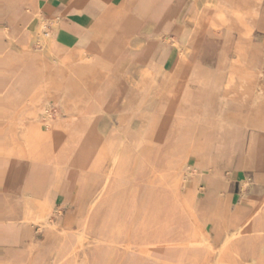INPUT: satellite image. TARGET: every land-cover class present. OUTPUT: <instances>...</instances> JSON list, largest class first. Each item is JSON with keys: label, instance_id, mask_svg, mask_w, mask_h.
Returning <instances> with one entry per match:
<instances>
[{"label": "bare ground", "instance_id": "6f19581e", "mask_svg": "<svg viewBox=\"0 0 264 264\" xmlns=\"http://www.w3.org/2000/svg\"><path fill=\"white\" fill-rule=\"evenodd\" d=\"M1 1L6 3L7 11L2 32L6 44L0 45V54L10 52L24 58L28 77L24 89L26 100L21 99L15 113L0 118V264H95L87 252V247L91 242L102 244L104 241L101 233L92 232L87 228V214L75 217V230L69 231L64 227L61 216L63 206L55 207L56 192L53 183L62 182L66 196L72 191V186L77 180L82 213L86 210L90 212L111 178L114 177L116 181L122 178L131 150L143 141L137 135L140 127L138 120L142 116L148 127L146 142L150 143L149 145L157 140L155 130L162 120V112L167 113L168 117L178 119L179 136L186 132L193 133L202 117L208 118L207 126L215 125L219 120L223 134L227 135L221 142H228L229 123L231 122L234 130L237 125L240 127L241 123L225 120L223 114L248 98L251 99L253 94V77L242 78L238 70L250 69L247 59L249 41L255 22H258V29L264 34V6L259 10L257 5L255 8L237 4L227 10L220 0H172L173 3L167 0L164 4L158 0H114L111 4L95 0L97 19L93 23L81 24L79 34L71 36L59 28L62 18L74 16L70 14L74 7L67 6L70 0H50L63 5L54 11L47 3L49 0ZM155 1L158 5H155ZM182 2L188 5L185 11L179 10L178 6ZM83 4L84 0L76 1L75 15L78 17L83 14ZM24 8L34 23L29 29L20 32L17 26L20 17L18 12ZM44 8L52 12V17L45 16ZM173 15L182 21L183 26H176L174 34L161 33V26ZM188 19L201 31L206 28L219 30L221 27L238 31L240 44L236 49L237 55L232 61V72L228 80L218 88L223 104L215 115L209 108L193 106L191 100L197 94L186 89L183 83L187 79H184L180 68L195 48L189 34ZM163 38L167 42L170 41L177 53L173 67L169 70L163 68L158 60L163 52L160 48ZM260 45L261 43L257 47ZM152 52L156 55L152 56ZM202 55L204 57V54ZM252 63L254 64V59ZM28 65L33 68L29 75ZM234 76L237 77L236 80ZM193 77L201 82L205 78L198 72H194ZM203 94L204 92L199 93L198 97H203ZM72 96L76 97V104L73 107L62 106L65 99ZM123 98L134 101L127 111L118 107L119 100ZM52 104L61 106L57 109L55 118L51 115ZM99 121L108 126V130L101 129ZM21 123H25L41 141H56L61 135H66V138L56 144L51 153H43L30 159L14 158L8 139L13 129ZM76 133L78 135L74 139L69 138ZM111 147H114L111 154L101 150ZM78 149L80 160L70 159L71 154ZM45 158H49V162H44ZM57 162H64L62 169L57 166ZM186 167H180V170ZM168 174L174 177L175 173ZM194 177L192 181H186L189 183L188 189L196 186L198 178L196 175ZM242 184L244 191L247 184L245 181ZM146 192L145 190V194ZM91 197L94 199L89 202ZM189 215L197 234L181 244L195 249H211L212 241L209 231L204 229V223L197 221L194 209H189ZM33 230H36L37 234L43 233L44 230L52 232L53 240L50 245L41 244L38 236L31 234ZM263 239L264 197L254 211L242 219L237 229L225 233L215 249L216 259L213 263H206L238 264V258L245 264H264ZM234 241L241 244V251L232 247ZM26 242H29L28 248L23 250Z\"/></svg>", "mask_w": 264, "mask_h": 264}, {"label": "crops", "instance_id": "0c3cea01", "mask_svg": "<svg viewBox=\"0 0 264 264\" xmlns=\"http://www.w3.org/2000/svg\"><path fill=\"white\" fill-rule=\"evenodd\" d=\"M76 1L79 0H70L67 4L68 7H74L70 12L74 16L72 18H62L59 22L60 30L71 36L79 34L81 24L93 23L97 19L95 0H84L81 17L75 15L77 13V7H75ZM100 1L111 4L114 0ZM47 3L51 5L53 11L63 7L58 2H50L49 0ZM46 12H49V16L52 17V12ZM47 14L45 13V15ZM163 27H166V29L161 31ZM161 28L160 32L163 34H174L176 23L167 22ZM263 48L261 50L264 58ZM161 55H164V51ZM161 58L158 59L159 64L163 68L165 67L166 70L172 69L173 63L169 68L166 65L164 57ZM247 59L250 67L248 72L253 77L251 74L253 71V69L251 70L252 64L249 61L250 59ZM199 68L198 73L204 78L206 68L203 65ZM231 72L232 69H230ZM262 72L264 74V64ZM234 78L235 80L237 79L236 76ZM219 99L223 104L220 96ZM220 101L217 100L213 106L209 105L206 107L207 101L203 98L198 101L196 107L209 108L215 115L219 113L222 106L221 104L220 108H218ZM191 102L193 103L192 100ZM250 102L251 99L248 98L245 102L240 103L241 106L237 105L225 111L223 118L226 119V115L238 111L247 115L249 113ZM118 103L120 109L127 111L132 107L134 101L123 98ZM253 117L252 113L251 121H253ZM217 123L214 126V133L221 134L220 121ZM228 128L230 133L229 141L221 142L219 139H216L208 149L210 165L203 171H199L201 172V176L197 186H193L188 190L177 191L171 185L160 184L159 187H155L149 191L148 188H145L140 182L137 183L136 180H126L125 175L117 181L114 180L113 184L109 185L108 192L112 191L115 193V201L110 202L111 200L105 199L100 206H97V202L93 209L87 213V228L95 233L100 232L104 241L102 244H95L93 242L94 244H92L91 249H88V253L95 264H206V262H211L217 256L215 249L223 240L225 233H231L237 229L241 223L240 218H244L251 213L247 214V205L241 204V194L237 192V187L247 178L245 169H256L254 170L255 174L251 176L252 181L256 180L255 177L257 176L261 175L264 177V173H259V170H257L264 165V132L262 131L257 134L255 145L248 150V148H245L244 140L246 133H244L243 126L240 125L238 127L237 125L235 127L236 130H234L230 122ZM245 128H248V126H245ZM231 134H234V136ZM101 150L108 151V149L103 148ZM193 177L194 175L189 181L195 178ZM259 180L264 181V178ZM115 183L117 184L116 186L114 185ZM62 184L61 182L58 190L53 188L56 192L54 196L55 207L59 208L63 206V210L67 213L66 215H71L74 212L73 207L75 203H78L81 199L80 194H78V181L75 180L72 191L66 196H64L66 191H63L64 185ZM107 186L106 188H108ZM90 188L92 190L91 185ZM106 188L103 194L107 192ZM145 190L148 195L145 194ZM190 208L195 210L197 220L204 223V229L207 232L209 231L208 234L213 246L211 249H195L181 244L182 242H187L189 238L197 234L194 222L189 215ZM206 215H209L208 219ZM64 222H66L65 218H63ZM239 245L241 246L237 241L232 243L233 248Z\"/></svg>", "mask_w": 264, "mask_h": 264}, {"label": "rangeland", "instance_id": "374dc122", "mask_svg": "<svg viewBox=\"0 0 264 264\" xmlns=\"http://www.w3.org/2000/svg\"><path fill=\"white\" fill-rule=\"evenodd\" d=\"M158 1L161 4L162 3L164 4V3H166L167 0H161L162 2L160 0H158ZM187 1H190V0H187ZM170 2L173 3L174 1L171 0ZM157 3H155V5H158ZM220 3L225 8H227V10H231L232 8L236 7L237 4L240 6L255 7V8H257V6H258L259 10L261 8H263V6H264V0H220ZM187 6L188 5L186 3L182 2V3H180V5L178 7H179V10L185 11L186 9H188ZM2 9H4V10H2ZM0 10L2 11V12H0L1 13L0 14V45L3 46V44L4 45L6 44L4 38L2 37V32H3V28L6 24L5 16H6V11H7L6 3L3 1L0 2ZM46 11H47V8H44V14L48 13L45 16L49 18L50 13L46 12ZM23 13H25V14L23 15ZM18 15L20 16L19 22H18L20 24L17 23V26H18L20 32H22L25 29L27 30L30 27H32L34 21H33V18L27 12V9L24 8V9L20 10L18 12ZM25 17H28V19H26ZM187 21L189 23V29H190L189 34L192 36V40L194 41L195 48H193V50L189 54L188 60L180 68L184 79L185 78L187 79L185 82L183 81V83H184L186 89H189L190 91L197 94L194 98H192L193 103L191 102V104H193V106L196 107L198 105V101L200 99H203V98L207 101L206 107H208L209 105L213 106L217 102V100L220 101V99H219L220 92H219L218 88H220V85H222L223 82L226 81L225 79L229 78L230 66L233 63L232 61L236 58V55H237L236 49L240 44L238 42V31L235 29L229 30L226 27H221L219 30L206 28V29H203L201 31L200 29L196 28L195 24L193 23V21L191 19H188ZM168 22L169 23H171V22L176 23V26L179 28L183 26L182 21L179 20L176 15L171 16L168 19ZM257 24H258V22H255L253 25L252 32H251V38L252 39L250 38V41H249L250 42L249 43L250 49L248 51H249V54H252V55H250V56L247 55L248 58L251 60L250 63H252L253 59H254V64L252 63L253 71L251 74L253 75V77L257 76L256 78L254 77L253 95L251 98V102L249 103L250 108L248 110L249 113H251V114L253 113V116L255 118L253 117V121H250L251 120V114L248 113V117H247V115H244V113H242L241 111L226 115L227 120H232L233 122H237L239 124L241 123L240 125L243 126L244 131H245L244 133H246L245 134V140H244L245 148H248V150H250L251 147H253V145H255V142L257 139V134L261 133L262 131L264 132V74L262 72V66L264 64V58H263L262 51H261V49L263 47L264 34L261 33V31L258 29ZM165 29H166V27L165 28L163 27V28H161V31H164ZM228 37H229V39H228ZM201 39H203L205 42ZM163 43H165V44H163ZM220 43L223 45H221ZM235 43H237V44H235ZM254 43H255V45H254ZM257 43H258V45L261 43V45L259 47H257L258 46ZM254 46L256 47V49ZM160 48H162V51H164L165 56L164 55L160 56L159 59L161 57L162 58L164 57L167 67H170V65L176 59V56H177L176 49L172 46L170 41L167 42L164 38L162 40V44H161ZM201 48H202V50H201ZM205 49H207L206 52H205ZM250 50H252V51H250ZM213 52H215V53L213 54ZM253 52H254V54L255 53L256 54L254 55ZM258 52H260L261 54ZM202 54H204V57ZM224 54L226 56H223ZM155 55H156V53L152 52V56H155ZM191 55L195 56V57L197 56V57L196 58L191 57ZM14 56L15 55L11 54L10 52H6V53L4 52V53L0 54V73H1L0 74V118L4 117L6 115H9V114L15 113L18 110L17 104H19V102L22 100H26V98H27L24 95L25 84L27 82L26 79L28 77V76H26L27 75L26 74L27 64L25 63L26 62L25 59L22 58L20 55H19V57L17 55L15 57ZM190 57H191V59H190ZM255 57H257V58H255ZM212 59H213V61H212ZM201 60H203V61H201ZM221 60H224V61H222L223 63L220 62ZM230 60H231V63H230ZM224 62H225V64H224ZM200 64H202L205 68H207L206 73H204L205 74V79H204L205 83L203 81L200 82L199 80H195L193 77L194 72H198V68L200 66H202ZM205 64H207V66ZM220 64H221V66H220ZM31 66L28 65V68L30 67V70L28 71L29 72L28 75L31 73V70H33V68ZM213 67L215 70L213 69ZM209 69H210V71H208ZM248 71H249V69L241 68L238 70V74L242 78L251 77L249 75ZM215 74L216 75L219 74V75L216 76ZM225 74H226V76H225ZM2 77H4V78H2ZM217 77H219L218 78L219 80L217 79ZM214 79H215V81H214ZM9 89H10V91H9ZM203 92H204V94H203L204 96L201 98L198 97L199 93L202 94ZM215 92H216V94H215ZM4 94H6L7 96ZM17 95H18V97H17ZM72 97H74V98H72ZM72 97L65 99L62 106L73 107L76 104L77 99L75 96H72ZM221 104H222V101L219 102L218 108H220ZM252 104H254V105H252ZM59 107H61V106L58 104L57 105H55V104L51 105V112H52L51 115L53 114L52 117L55 118V113ZM167 115L168 114L165 112L161 113V119L162 120H160V123L158 124L159 127L157 126L156 127L157 129L155 130V133H156L155 139H157V140H154V142L151 143L152 145H149L150 143L146 142V138L148 136V127L144 121L145 118L143 116H142V118H139V120H138L139 125L138 126H140V127H138V134L137 135H138L139 139L143 140V141L140 142L138 147L131 150L129 157H128V166L126 167V169L123 173V175L126 176V180H131V181L136 180L137 183L140 182V183H142L143 186H146L145 188H148L149 191L155 187H159L160 184H162V185L168 184L169 186L171 185L177 191L183 190V189L188 190L189 183H187L186 181L189 180L191 178V176H193V174L196 175V177L198 178V181L196 182V186H197L198 182L200 181V176H201V172H199V171H203L208 165H210V159L208 157V153H209L208 149L211 147V144L213 142H215L216 139H219L220 141H222L224 138H227V135L225 133L223 134V132H221V135L215 134L214 133V129H215L214 126H216V125L207 126L208 118H205V117H202L200 119V121L197 124V127L193 133L192 132H186V134L179 136L178 134L180 133L179 132L180 130H179V126H178V123H179L178 119L176 120V117H168ZM218 121H216V124H218L217 123ZM99 125H100L101 129L108 130V126H105V124L102 121L99 123ZM245 126L246 127L248 126V128H245ZM111 134H114V132H111ZM77 135H78V133H76L74 135H70L69 138L74 139ZM239 137H240V135H239ZM65 138H66V135H61L56 141H52V140H50V141L48 140L46 142L41 141L40 139H38L36 134L30 128H27L25 126V123H21L20 126L14 128L13 132L9 135V139H8L9 142L8 143H9V146L12 150L11 152L13 153L14 158L30 159L32 157H37V156L43 155V153H51L52 150H54L56 144H59L60 142L65 140ZM178 139H180V140L177 141ZM181 141H183V142H181ZM198 147H200L201 149L200 148L197 149ZM143 149H144V151H143ZM95 150H97V149H95ZM108 152L110 154L113 153L114 147L109 148ZM79 153H80L79 149L77 151H74L71 154L70 159L74 158L76 161H79L80 160ZM142 153H144L143 154L144 156L142 155ZM68 160H69V158H68ZM43 161L49 162V158H47V159L45 158V159H43ZM99 162H101V161H99ZM63 163L64 162H61V163L57 162V166L60 169H62ZM96 165H98V164H96ZM185 166H187L190 171L189 170L186 171L187 167L180 170V167L182 168ZM97 168L98 167H96V169ZM254 170H256V169H252V168L245 169V174L247 175V178L245 180V182L247 184L246 190L241 191L244 189L242 187L243 186L242 183L237 187V192L241 194V199H240L241 204H243L244 206H245V204L247 205L246 206L247 210H248L247 214L252 212V210H254L257 207L258 202L262 199V197H264V181L259 180V179L264 178V177H262L260 175L259 177L258 176L255 177L256 180L252 181L251 176L253 174H255ZM257 170H259V173H264V165L262 167H259ZM177 171H178V173H177ZM188 171H189V173H188ZM168 173H172V174L175 173L174 177L173 176L171 177L170 174H168ZM191 173H193V174H191ZM125 176H124V178H125ZM257 178H259V179H257ZM114 180H115V178L112 177L110 180V184H108V186H107L108 188H106L107 192H105L104 194L102 192V195H101L100 199L98 200L97 206H100L102 204L103 200H105V199L108 200V198H110L109 199V200H111L110 202L115 201V199H116L115 193L112 191L108 192V190L110 188L109 185L113 184ZM60 184H61V182H58V181L54 182L53 188L58 190ZM114 185L116 186L117 184L115 183ZM93 199H94V197L90 198L89 202L92 201ZM79 202L75 203V205L73 207L74 212H72V214H71L72 216L66 215L65 210L62 209L61 216H62V218H65V220H66V222H64V227L69 231L75 230L77 228V225H76L75 220H74L77 215H79V214L84 215V214L88 213L87 210L84 213H82V210H81L82 200H80ZM142 212H143V210H142ZM74 213H75V215H74ZM241 218H240V222L243 219V218L242 219ZM33 233H35L36 237L38 236L37 238L39 239L41 244H43L44 246H49L50 242L53 240V238H52L53 234H52V232L50 233L48 230H44L43 233L40 232L38 234L36 233V230H33V232L31 234H33ZM33 236H34V234H33ZM58 236H59V234H57V237ZM263 241H264V239H263ZM28 243L29 242H26L24 244V246L22 247L23 250H26L28 248ZM92 244H94V243L91 242V245L89 247H87V252H88L89 248L91 249ZM234 249H236L237 251H241L242 247L239 245L236 248L234 247ZM215 259H216V257L212 260L211 263H213ZM236 259H237L238 264H245L244 261L242 262V260H240L238 258H236ZM246 259H248V257H246Z\"/></svg>", "mask_w": 264, "mask_h": 264}]
</instances>
